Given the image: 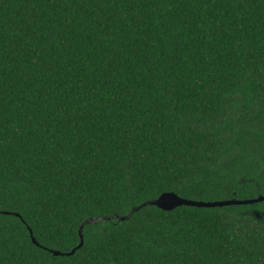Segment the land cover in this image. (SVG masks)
Returning a JSON list of instances; mask_svg holds the SVG:
<instances>
[{
	"label": "trees",
	"instance_id": "1",
	"mask_svg": "<svg viewBox=\"0 0 264 264\" xmlns=\"http://www.w3.org/2000/svg\"><path fill=\"white\" fill-rule=\"evenodd\" d=\"M164 193L264 195V0H0V264H264V202L113 218Z\"/></svg>",
	"mask_w": 264,
	"mask_h": 264
},
{
	"label": "water",
	"instance_id": "2",
	"mask_svg": "<svg viewBox=\"0 0 264 264\" xmlns=\"http://www.w3.org/2000/svg\"><path fill=\"white\" fill-rule=\"evenodd\" d=\"M264 202V195L258 196L256 199H252V200H246V201H235V200H231V201H215V202H202V201H191V200H187V199H182L180 197H178L177 195H175L174 193H164L162 194L158 199L156 200H152V201H147L145 203H143L142 205L134 208L127 216L124 217H113L114 219L122 222V221H127L130 219V217L138 212L139 210H141L142 208L146 207V206H153L156 207L162 211L165 212H169L172 211L180 206H186V207H196V208H215V207H226V206H233V205H252V204H257V203H262ZM9 214V213H7ZM260 211H254V216L257 219L261 218L260 215ZM18 216V215H16ZM262 216H264V212H262ZM108 218H93V219H89L88 221H86L80 228L79 230V237H80V244L78 245V247L76 249H74L73 251L69 252V253H65L62 254L58 251H52L50 250V253L53 256H72L75 252V250H79L82 246H83V235H82V230L83 227L87 224H96L100 221H105ZM30 237L32 240V243L37 246V247H41L36 240L34 239L32 232L30 231Z\"/></svg>",
	"mask_w": 264,
	"mask_h": 264
}]
</instances>
